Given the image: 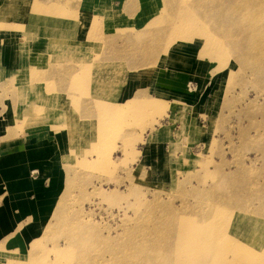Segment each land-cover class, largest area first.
Listing matches in <instances>:
<instances>
[{
    "label": "rangeland",
    "instance_id": "1",
    "mask_svg": "<svg viewBox=\"0 0 264 264\" xmlns=\"http://www.w3.org/2000/svg\"><path fill=\"white\" fill-rule=\"evenodd\" d=\"M52 1L65 13L51 17L74 18L82 37L39 55L21 85L0 63V117L18 135L56 117L46 128L67 136L65 185L40 236L0 264H218L217 251L244 264L246 245L264 251V0H108L117 11L89 18L80 0ZM6 26L0 17V42L17 41ZM130 77L148 93L129 98ZM205 224L219 226L211 246ZM175 237L183 262L168 254ZM196 250L207 260L184 261Z\"/></svg>",
    "mask_w": 264,
    "mask_h": 264
},
{
    "label": "crops",
    "instance_id": "2",
    "mask_svg": "<svg viewBox=\"0 0 264 264\" xmlns=\"http://www.w3.org/2000/svg\"><path fill=\"white\" fill-rule=\"evenodd\" d=\"M32 1L37 3L34 12L27 10L26 7V3ZM91 2V0H80L73 4L72 8L78 16L87 15L88 18L90 15L93 17L94 14L111 15L113 11H117L108 0H98V5L104 4L103 13L92 9ZM52 3V0H0L1 21L10 26V28L6 26L9 28L8 30H17L19 36L15 41L16 43H9L11 39L10 37L6 38L5 35L0 42L3 43L0 50V63L5 70L3 78H16L20 85L23 80L26 83L31 72L23 71V69L25 67L30 68V65L38 62L39 55L47 53L49 56V53L59 50L58 46L60 48L75 47L79 43L77 40L82 37L81 23L75 25L74 18H69L68 21L65 18H52V14L65 13L64 10L49 7ZM13 4L16 8L13 7ZM75 7L78 9L75 10ZM119 12L121 14L124 10L121 8ZM150 12L149 6L145 8L143 6V14ZM33 13L35 16L32 17L30 14ZM30 21L36 23L37 31H35L34 42H29L28 51L25 52L19 46L20 38H22L20 33L22 28L31 27L28 23ZM11 25L17 29L14 26L11 28ZM109 25V29H113L116 24L109 23ZM124 25L135 30L138 28L137 22L125 23ZM8 36L10 35L8 34ZM63 40H66L67 43L57 44L58 41ZM56 46L57 49H55ZM48 56H41L43 62ZM133 79L135 80V78L130 77L129 98L135 96L139 90L148 93L147 90L151 87L148 81L144 84H137ZM139 86L141 87L138 88ZM19 91L21 92V89ZM18 107H10L12 115L15 114L14 110H18L20 115L22 109H18ZM10 117L11 114L8 112L2 113L0 117L1 254L25 252L26 246H29L32 241L40 236L41 224L46 220L53 202L65 185L63 176L65 175L66 164L64 159L67 156L68 141L66 134L52 132L50 128H46L57 124L53 122L56 117L54 118L52 115L49 123L29 125L23 135H18L15 133L16 131L9 133L5 131Z\"/></svg>",
    "mask_w": 264,
    "mask_h": 264
},
{
    "label": "bare ground",
    "instance_id": "3",
    "mask_svg": "<svg viewBox=\"0 0 264 264\" xmlns=\"http://www.w3.org/2000/svg\"><path fill=\"white\" fill-rule=\"evenodd\" d=\"M247 5V6H246ZM251 4H245V6H246V8H250V7H248V6H250ZM242 8H245L244 6H242ZM250 219H248V221H249ZM259 220V219H258ZM260 221V220H259ZM257 221H255V223H253L254 225H259L258 223H256ZM209 223V222H208ZM207 223V224H208ZM180 225V224H179ZM202 225V224H201ZM209 226H210V223H209ZM208 226V227H209ZM262 226V225H261ZM183 227V226H182ZM185 227V226H184ZM190 227V226H189ZM200 227V226H199ZM203 227L205 228L206 227V224L205 225H203ZM208 227H206V229H204L203 228V232L202 233H204V230H207V232H206V234L204 235V236H198V238L202 241V243H209L210 244V246L211 245H213V244H215V241H216V236H217V231L219 230V226L218 225H214V227L213 228H211V229H209L208 230ZM254 227V226H253ZM193 228V227H192ZM191 227H190V229H192ZM183 229H185V228H183ZM199 229V228H198ZM185 230H187V229H185ZM184 230V231H185ZM197 230V229H196ZM253 230V229H252ZM190 231V230H189ZM197 232V231H196ZM180 233V232H179ZM182 233H184L183 231H182ZM194 233V232H193ZM192 233V234H193ZM221 233V232H220ZM185 234V233H184ZM189 235H191V234H189ZM196 235H197V233H196ZM263 235V234H262ZM188 236V235H187ZM82 237H85V236H80L79 238H82ZM194 237V236H193ZM218 237H220V236H218ZM228 238V239H227ZM227 238H225V240L226 241H232V240H230V238H229V236H227ZM219 240V239H218ZM224 240V239H223ZM224 240V241H225ZM182 241V240H181ZM220 242V240L217 242V243H219ZM238 242H240V241H238ZM238 242H236V246H237V244H238ZM181 242H178V239H176V237L175 238H173V241H171L170 243H168L166 246H167V249L169 250L168 251V254H170L169 256L170 257H172V260H171V262H173V261H177V262H183V260H182V258H178L177 260H174L173 259V256H174V248H176V247H178V245L180 244ZM233 243H228V242H226V244H224V245H226V247L227 246H233L232 245ZM264 246V245H263ZM225 247V246H224ZM235 247V246H234ZM244 247V246H243ZM232 248V247H231ZM237 248V247H236ZM246 250H245V252H244V250L243 251H241L243 254H240L241 256H240V258L241 259H245L243 262H245L244 264H264V251L263 250H261V251H253V250H250V249H252L251 247H249L248 245H246ZM179 249V248H178ZM216 249V248H215ZM214 249V250H215ZM238 249H239V244H238ZM238 249H235V251L236 250H238ZM262 249H263V247H262ZM217 250H219V249H217ZM192 251V250H191ZM226 252H227V250H225ZM234 251V252H235ZM225 252V253H226ZM237 252V251H236ZM226 255H227V253H226ZM225 255V256H226ZM224 256V254H222L221 252H216V253H214V254H211V255H209V258H212L213 260H218V264H234V262H235V258L232 260H230V258H226ZM229 256H232V255H230V253H229ZM236 256V255H235ZM205 257H207V255H205V253H204V251H198V250H196V251H193V252H189L188 254H186V256H185V258H184V261L185 260H192V259H197V260H199L200 259V262L202 261V260H204L205 259ZM228 257V256H227ZM233 258V257H232ZM238 258H239V256H238ZM237 258V259H238ZM205 260H207V259H205ZM208 261H211L210 259L208 260ZM237 261L238 260H236V264H237ZM239 261H241V260H239ZM241 261V262H242ZM173 264V263H172ZM201 264H206V262H204V261H202V263ZM215 264V263H214ZM238 264H241L240 262L238 263Z\"/></svg>",
    "mask_w": 264,
    "mask_h": 264
}]
</instances>
